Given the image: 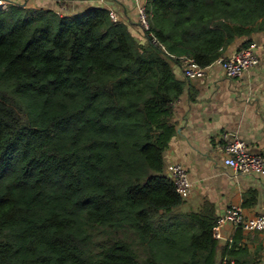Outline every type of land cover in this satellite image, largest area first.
<instances>
[{
  "label": "trees",
  "instance_id": "1",
  "mask_svg": "<svg viewBox=\"0 0 264 264\" xmlns=\"http://www.w3.org/2000/svg\"><path fill=\"white\" fill-rule=\"evenodd\" d=\"M145 8L163 48L105 6L0 8V264L235 256V240L219 246L212 235L211 204L177 210L184 199L164 159L184 88L174 66L188 57L206 67L239 37H248L239 48L249 45L264 29V0H146Z\"/></svg>",
  "mask_w": 264,
  "mask_h": 264
},
{
  "label": "crops",
  "instance_id": "2",
  "mask_svg": "<svg viewBox=\"0 0 264 264\" xmlns=\"http://www.w3.org/2000/svg\"><path fill=\"white\" fill-rule=\"evenodd\" d=\"M76 11L87 6H105L117 19L125 22L139 39L143 32L138 24L136 3L146 0H4ZM248 37H239L221 57L230 55ZM259 45L260 62L240 77L226 76L216 61L204 68L195 79L184 76L181 65L174 66L176 78L184 82L183 92L173 104L175 134L165 152L166 173L170 175L178 163L187 172L190 191L184 198L191 211L204 203L212 205L217 217L232 205L242 207L247 217L264 213V175L237 174L224 164V134L242 139L248 151L264 152V29L250 36ZM219 246L235 240V256L218 260H234L237 264H264V230H243L232 225L221 228Z\"/></svg>",
  "mask_w": 264,
  "mask_h": 264
},
{
  "label": "built area",
  "instance_id": "3",
  "mask_svg": "<svg viewBox=\"0 0 264 264\" xmlns=\"http://www.w3.org/2000/svg\"><path fill=\"white\" fill-rule=\"evenodd\" d=\"M137 21L142 32L147 33L154 44L163 46L157 41L155 36L149 32L148 15L145 8V2H137ZM6 2L0 0V8H5ZM113 20H117L114 12L110 11ZM259 45L251 42L245 47L236 49L230 55L219 57L216 62L221 65L226 76L231 78L240 77L247 69L255 67L259 64L260 59L257 54ZM182 71L186 78L195 79L204 75V68L197 64L193 59L181 57ZM224 145L225 165L230 167L234 173L250 174L257 173L264 175V152L251 153L247 150L245 142L237 136L227 133ZM170 177L174 183L175 190L180 195H187L190 191V183L187 172L180 164L173 165ZM232 225L243 230H264V213L252 217H247L242 207L232 204L218 217L216 224L212 229V235L216 239L222 238L221 228L225 225ZM227 260L224 261L226 263ZM228 264H236L234 260H230Z\"/></svg>",
  "mask_w": 264,
  "mask_h": 264
},
{
  "label": "rangeland",
  "instance_id": "4",
  "mask_svg": "<svg viewBox=\"0 0 264 264\" xmlns=\"http://www.w3.org/2000/svg\"><path fill=\"white\" fill-rule=\"evenodd\" d=\"M143 2V1H142ZM137 3H136V7H137ZM61 9H63V8H61ZM187 195H182V197H183V199L186 197ZM178 211H180V212H182L183 214H187V213H190L191 212V210L185 205V204H182L180 207H178V209H177ZM183 217V216H182ZM165 221H167V222H170L171 221V219L168 217ZM107 235L106 234H101L100 235V237L99 238H104V237H106ZM115 236L116 237H127V238H131L132 236H128V235H124V233H122V232H120V231H118L116 234H115ZM129 238V239H130Z\"/></svg>",
  "mask_w": 264,
  "mask_h": 264
}]
</instances>
